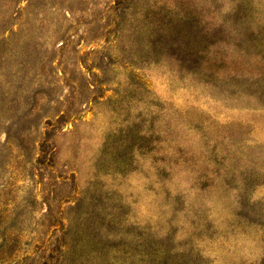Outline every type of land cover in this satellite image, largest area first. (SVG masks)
<instances>
[{"label":"rangeland","instance_id":"obj_1","mask_svg":"<svg viewBox=\"0 0 264 264\" xmlns=\"http://www.w3.org/2000/svg\"><path fill=\"white\" fill-rule=\"evenodd\" d=\"M0 264H264V0H0Z\"/></svg>","mask_w":264,"mask_h":264}]
</instances>
